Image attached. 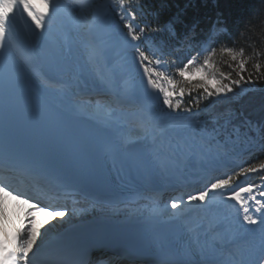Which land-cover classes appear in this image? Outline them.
<instances>
[{
	"label": "snow or ice",
	"instance_id": "1",
	"mask_svg": "<svg viewBox=\"0 0 264 264\" xmlns=\"http://www.w3.org/2000/svg\"><path fill=\"white\" fill-rule=\"evenodd\" d=\"M132 2L109 0L107 5L97 8H102L104 15L111 8L116 9L126 29V34H122L124 43L134 48L133 61L143 69L146 86L137 88L131 79L123 82L122 91L129 98V111L111 104L105 107L99 100L94 104L88 101L86 107L90 119L98 111H104L105 129L111 137L104 144V154L112 158L117 172L122 169L156 172L169 166L179 148L169 136L198 132L202 127L206 129L207 123L202 125L199 120L192 121L188 117L210 97L226 99L230 94L236 95L237 89L264 80V60L256 59L252 65L254 71H249L248 63L253 57L246 55L244 48L221 46L219 53L232 62L234 77L233 72L220 71L216 67L217 51H206L208 41H205L202 47L206 54L202 61L199 54L186 58L182 66L175 68V76L180 79H174L160 70L161 59L153 61V56L132 43L162 31L158 27L137 26L139 17L131 8ZM77 3L83 18L84 10L92 5L89 0H77ZM50 5L51 0H0V53L11 45L21 62L17 64L8 58L0 62V264H36L37 261L44 264L35 251L38 242L44 237L46 226L62 221L68 214L61 206L43 204L34 196L12 191L6 183L8 179L17 173H32L45 187L60 192L68 180L87 184L97 175L96 142L74 133L73 120L77 113L73 102L66 95H53L54 92L63 93L67 84L49 75L36 57L23 53L14 42L13 21L17 13L26 14L42 33L50 17ZM89 53L95 59L99 50L91 46ZM51 70L55 72L58 67ZM24 86L30 90L31 100L26 120L21 118L19 111V97ZM194 92L198 96L186 104L185 96L191 97ZM153 93L160 98L155 103L145 99ZM216 124L219 125L220 120ZM22 129L24 135H21ZM125 129L127 134H124ZM212 131L216 132V128ZM247 131H258L264 140V126L249 125ZM10 158H14V162L8 163ZM258 171H264V162L240 167L235 177L215 178L202 190L187 195L186 201H170L171 209L176 210L173 216H177L186 204L207 205L217 192L223 193L224 201L239 205L236 229L231 237L213 238L199 247L204 264H264V190L257 191L264 185L248 183L232 188L234 179ZM9 199L17 202L11 210ZM239 240H245V246H237ZM192 243L199 245V236L194 237ZM151 245L157 254L162 252L157 240L153 239ZM76 264H83V260Z\"/></svg>",
	"mask_w": 264,
	"mask_h": 264
},
{
	"label": "trees",
	"instance_id": "2",
	"mask_svg": "<svg viewBox=\"0 0 264 264\" xmlns=\"http://www.w3.org/2000/svg\"><path fill=\"white\" fill-rule=\"evenodd\" d=\"M132 5L139 17L137 26L162 29L148 34L161 45L164 37L172 39V34L178 38L188 30L206 33L212 25L225 27L227 31L221 33V39L211 48L217 51L216 67L220 71L233 72L234 77L235 72L230 67L232 62L219 53L221 46L244 48L245 54L253 57L248 63L249 71H254L252 65L256 59L264 60V0H138V3L133 0ZM165 25H171L173 33L165 29ZM197 96L195 92L191 97L186 95L185 101L188 103ZM202 105H208L210 115L220 122L229 118L234 124L257 121L264 126V80L237 89L236 95L230 94L226 99L210 97ZM260 162H264V149L247 165ZM253 176L255 182L262 180L264 171L253 173Z\"/></svg>",
	"mask_w": 264,
	"mask_h": 264
},
{
	"label": "rangeland",
	"instance_id": "3",
	"mask_svg": "<svg viewBox=\"0 0 264 264\" xmlns=\"http://www.w3.org/2000/svg\"><path fill=\"white\" fill-rule=\"evenodd\" d=\"M104 1H109V0H89V3L92 5L91 7H88L84 10V16L83 18L81 17L80 13H81V9L79 8L78 12V23L79 24H84L85 20H87L86 18L89 17H96V14L93 10L94 6L96 4L102 3ZM101 9V8H100ZM116 21L113 22L112 24L109 25H102L100 27H98L97 30V34H96V43L98 46H100L101 48H104L106 50V53L104 54L107 61L104 63V76H107V83H109L110 85L119 87L122 89V84L125 80L131 79L135 82L137 88H142V85L139 81V75L143 72V69L139 67L138 63H134L133 61V57H134V48L126 45L124 43L123 40V35L125 34L123 32L118 33L116 30ZM135 43V42H132ZM203 56L200 57V60L202 61ZM84 69L89 70V66L86 65L87 63L84 62ZM162 102V101H161ZM188 119L195 121L192 118ZM225 122H228V119L225 118ZM252 125L256 128H259V126H257L255 123L250 122L248 123L247 126H244L243 129L240 128L239 126H228L230 129H225V128H219L218 126H215L216 128V132H213L212 129L209 130V132L207 131V133H205V136H209L210 137H218L219 135L224 137V140H222L221 142H214V145L211 146L210 149H214L216 148V158L220 157V154H224L226 153L228 150L227 147L228 144L229 145H236L239 141H245V139L243 137H245V134H249L250 132L247 131L248 126ZM217 133L219 135H217ZM235 133V135L233 136L232 134ZM185 134V133H183ZM182 134V135H183ZM204 134V133H202ZM173 137V144L177 141H179V138L175 137L174 135H172ZM258 139V137H257ZM181 141L184 143V137L181 138ZM182 142H180L179 144L181 145ZM224 142V144H223ZM219 146H221L223 149V151H221V149H219ZM205 150L207 151V154H211V151L208 150L207 148H204L202 151L205 152ZM215 150V149H214ZM206 153L204 154H198L195 147L194 146H183V148H181L178 151V155H180L181 159L183 158V160H201L200 158L205 156ZM193 158V159H192ZM195 158V159H194ZM203 161V160H202ZM212 163V161L210 162V164ZM195 166H201L202 164H196L194 163ZM205 165V164H204ZM224 178V177H223ZM245 184H247L246 182L240 180L236 185H234L235 187L237 186V188L244 186ZM258 186H260V184H258ZM260 190H264V188H258L257 191ZM193 194V193H191ZM189 195V194H188ZM176 197V195H174ZM223 196H219L220 200L222 199ZM187 199V195L186 197H184V200L186 201ZM218 199V200H219ZM80 207H76L73 209V211L71 212H67L70 213V216H74V215H80V214H84L85 211H88L87 209L81 208ZM232 209L230 210L229 214L223 215L225 218L228 219V222H234V216H232ZM68 215V216H69ZM215 215V214H214ZM213 215V216H214ZM66 218V216H65ZM64 218V219H65ZM55 222V221H54Z\"/></svg>",
	"mask_w": 264,
	"mask_h": 264
},
{
	"label": "bare ground",
	"instance_id": "4",
	"mask_svg": "<svg viewBox=\"0 0 264 264\" xmlns=\"http://www.w3.org/2000/svg\"><path fill=\"white\" fill-rule=\"evenodd\" d=\"M60 7V6H59ZM57 8V7H56ZM60 8H62V7H60ZM101 11H102V9H98V12H100L101 13ZM72 16L75 18V15H73L72 14ZM105 17V16H104ZM106 18V20L107 19H109V17H108V15H107V17H105ZM49 21H51V20H49ZM34 30V32L33 33H31V31H33ZM45 31V32H44ZM43 32H42V34H45L47 37H49L51 40H53V42H54V44H55V48H56V50H57V52H58V54L60 55V57H62V55H64V52H65V46L62 44V42H61V40H60V38H66V39H68V37H64V36H62L59 32H58V30H56V28L53 26V24H51V25H48V26H46V28H45V30H44ZM30 33H31V35L35 38L39 33H41V31L40 30H38V29H36L35 28V26L30 30ZM71 34H72V36L74 37V35H73V33L71 32ZM77 35L78 36H81L83 39H86L87 41H89L88 39H87V37L86 36H84V34H83V30H78V33H77ZM40 60H42L43 62H44V64H50L47 60H45L44 58H39ZM97 98H99V97H97ZM198 153V152H197ZM198 154H200V153H198ZM175 156L177 157V159H179L183 164H185V165H189V164H191V163H195L196 161H198V160H190V159H187V160H183V158L181 159V157H180V155H178V153L177 154H175ZM213 156H203V157H201L200 159L201 160H199L200 161V163H198V162H196V164H202V165H206V164H210V162L212 161L213 162ZM193 159V158H192ZM195 159V158H194ZM203 160V161H202ZM206 160H208V162H205ZM202 165L201 166H198V167H202ZM204 168V167H203ZM176 170L178 169V171H177V175H180V172L182 171V167H181V165L178 167V168H175ZM209 169L207 168V169H205V171H208ZM182 177V176H181ZM184 177V176H183ZM182 177V178H183ZM185 177L187 178V181H189V180H195V176H186L185 175ZM152 199L154 200L155 199V201L153 202V204H154V210L153 211H156V210H159V211H164V209H165V206H166V204L164 203V200L163 199H159V198H156V197H154V195L152 196ZM200 208V211H201V207H199ZM238 208H239V206H238ZM239 211V210H238ZM202 213V212H201ZM239 214V213H238ZM238 214H235V213H232V216H236L234 219V222H228V219L227 218H225L224 216H223V214H221V216L220 215H214V216H212V220H210V219H208L209 220V224H210V226L209 227H207V229H210V227H216V228H219L218 229V231H216V232H212V234H210L209 232H207V231H205L204 229H205V226H202L200 229H192V230H190L187 234H186V236H187V238H189V237H195V234L197 235V236H199V240H201V242L202 243H204V245L206 244V243H208V242H211V240L213 239V238H219V237H221V236H224V235H228L229 237H231V235L234 233V231H235V229H236V220H237V218H238ZM205 218H206V216H205ZM207 219V218H206ZM211 230V229H210ZM205 232V233H204ZM202 234H205V235H202ZM189 242H190V245H191V247L193 248V249H196V246L195 245H193L192 243H191V241H190V239H187ZM186 240V241H187ZM183 241V242H182ZM186 241L184 242V240H181V242H182V244L183 243H186ZM237 242H239V241H237ZM239 244V243H238ZM237 244V245H238ZM191 251H194V250H191Z\"/></svg>",
	"mask_w": 264,
	"mask_h": 264
},
{
	"label": "water",
	"instance_id": "5",
	"mask_svg": "<svg viewBox=\"0 0 264 264\" xmlns=\"http://www.w3.org/2000/svg\"><path fill=\"white\" fill-rule=\"evenodd\" d=\"M148 91H149L150 93L152 92L151 89H149ZM155 95H157V94H156V93H153V94H152V96H155Z\"/></svg>",
	"mask_w": 264,
	"mask_h": 264
}]
</instances>
